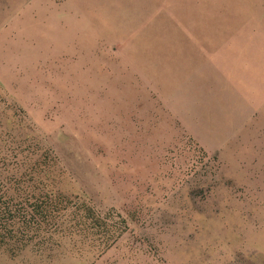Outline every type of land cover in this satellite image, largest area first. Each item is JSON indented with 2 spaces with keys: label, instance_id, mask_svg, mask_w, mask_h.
Masks as SVG:
<instances>
[{
  "label": "rangeland",
  "instance_id": "rangeland-1",
  "mask_svg": "<svg viewBox=\"0 0 264 264\" xmlns=\"http://www.w3.org/2000/svg\"><path fill=\"white\" fill-rule=\"evenodd\" d=\"M0 264H264V0H0Z\"/></svg>",
  "mask_w": 264,
  "mask_h": 264
}]
</instances>
